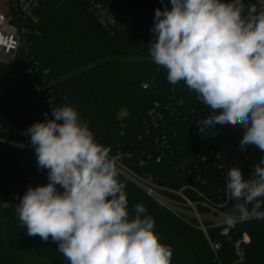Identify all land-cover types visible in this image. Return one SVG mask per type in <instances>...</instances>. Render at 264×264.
<instances>
[{"label":"trees","instance_id":"trees-1","mask_svg":"<svg viewBox=\"0 0 264 264\" xmlns=\"http://www.w3.org/2000/svg\"><path fill=\"white\" fill-rule=\"evenodd\" d=\"M93 3L116 11L117 21L101 23L91 10ZM165 7H172L170 0H40L25 17L13 20L27 30L29 55L21 51L12 68L0 66V114L25 132L34 122L44 121L45 113L53 118L52 107L71 105L94 139L111 154L122 152L129 167L144 169L173 189L193 186L212 204L222 206L225 170L240 167L248 179L264 152L251 146L240 149L244 129L238 133L216 125L199 131L197 124L212 110L183 81L170 84L167 70L150 56L155 10ZM21 140L8 128L0 131V246L30 244L48 258V264H69L51 237L48 241L29 237L20 226V198L29 186L45 185L42 176L47 172L38 168L35 148L18 145ZM119 180L125 185L130 216L136 204L144 205L161 243L172 249L171 264H215L200 229L185 224L125 178ZM185 193L196 198L190 190ZM237 202L230 198L225 208L234 211ZM220 232L221 228L208 229L210 239L223 245L221 260H235L233 243L246 233L250 242L244 245V261L239 264H264V218L234 224L227 235ZM0 264L22 263L7 251L0 253Z\"/></svg>","mask_w":264,"mask_h":264},{"label":"clouds","instance_id":"clouds-1","mask_svg":"<svg viewBox=\"0 0 264 264\" xmlns=\"http://www.w3.org/2000/svg\"><path fill=\"white\" fill-rule=\"evenodd\" d=\"M170 3V9L155 10L148 43L153 62L167 70L170 84L183 81L212 110L197 124L201 133L240 125V149L264 152V8L245 0ZM51 112L53 118L45 113L44 121L25 130L49 182L29 186L20 198L21 228L29 237H51L69 264H171L172 249L161 243L144 205L136 204L130 216L110 148L94 139L75 107L57 105ZM227 190L242 201L240 219L264 218V156L248 179L240 167L230 168ZM236 219L225 215L229 227Z\"/></svg>","mask_w":264,"mask_h":264},{"label":"built area","instance_id":"built-area-1","mask_svg":"<svg viewBox=\"0 0 264 264\" xmlns=\"http://www.w3.org/2000/svg\"><path fill=\"white\" fill-rule=\"evenodd\" d=\"M7 2L9 3L10 18H7L3 14L2 7L0 6V66H12L21 51L24 52L26 57L29 55V45L25 38L27 30L23 25L20 26L13 20L14 18L22 19L23 16L25 17L31 12L33 7L38 5L35 0H17L15 4H12V0H7ZM3 3L4 1H2L0 5ZM253 3L257 5L258 9L264 8V0H253ZM11 6H13V9L10 8ZM100 8L101 6L97 3H93L91 6V10L95 12L100 22L106 25V20H109V18ZM111 22H113V20H111ZM27 70L30 71L31 67L28 66ZM35 90L38 92L39 98H42L40 88L35 87ZM49 107H52V104H50ZM48 117L51 119L49 114ZM161 119L163 120V117H161ZM226 127L234 132H243V128L240 125H226ZM5 128L10 129L21 137L22 140L18 145L27 149L35 148L30 143V134L26 135L25 132L18 130L0 114V131H3ZM109 154L116 158L120 177L125 178L137 186L159 206L178 217L185 224L195 226L204 233L212 254L214 255L215 264H239L244 261L245 253L243 247L250 242V238L246 233L233 243L235 255V260L233 262H225L220 259V252L223 245L219 241L211 240L208 234V229L212 227L221 228V235L228 234L229 226L225 223L226 214H236L237 219L234 224L249 222L258 218L255 215H249L245 219H240L238 212L228 211L225 207L231 195L227 187L225 189V204L217 206L212 204L201 191L193 186L187 185L180 189L168 187L164 182L159 181L143 169L145 167L144 161H141L139 164L143 170L136 171L125 163V155L122 152L117 151L115 154ZM224 177L227 179L226 170L224 172ZM185 190L192 191L196 198L193 199L186 195ZM202 207H204V209Z\"/></svg>","mask_w":264,"mask_h":264},{"label":"rangeland","instance_id":"rangeland-1","mask_svg":"<svg viewBox=\"0 0 264 264\" xmlns=\"http://www.w3.org/2000/svg\"><path fill=\"white\" fill-rule=\"evenodd\" d=\"M2 1H4V3L0 5L2 7V12L7 18H10L9 3L7 2V0H0V4ZM16 2L17 0H12V4H15ZM35 2H37V4H40V0H35ZM99 5L101 6L100 9L101 10L103 9V11L108 15L109 20L115 19L117 21L119 14L116 11L109 9L104 3H99ZM47 175H48V170L42 176V180L45 183V185L49 182ZM56 187L58 189L60 186L57 185ZM240 203L242 202L241 201L237 202L236 208L234 210L235 212H238L237 207ZM0 219H2V217H0ZM7 251L10 252L13 255V257L22 264H48V258L40 253H37L30 244L23 248L16 247L14 249L12 248L8 249L7 243L4 242L3 245L0 246V253Z\"/></svg>","mask_w":264,"mask_h":264},{"label":"water","instance_id":"water-1","mask_svg":"<svg viewBox=\"0 0 264 264\" xmlns=\"http://www.w3.org/2000/svg\"><path fill=\"white\" fill-rule=\"evenodd\" d=\"M10 68H12L11 66H9Z\"/></svg>","mask_w":264,"mask_h":264}]
</instances>
